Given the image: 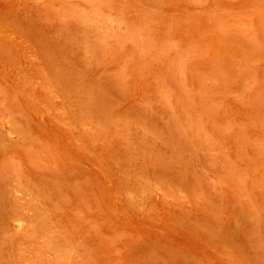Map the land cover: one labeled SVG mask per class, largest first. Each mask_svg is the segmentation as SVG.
Wrapping results in <instances>:
<instances>
[{
  "label": "rangeland",
  "instance_id": "obj_1",
  "mask_svg": "<svg viewBox=\"0 0 264 264\" xmlns=\"http://www.w3.org/2000/svg\"><path fill=\"white\" fill-rule=\"evenodd\" d=\"M0 264H264V0H0Z\"/></svg>",
  "mask_w": 264,
  "mask_h": 264
}]
</instances>
